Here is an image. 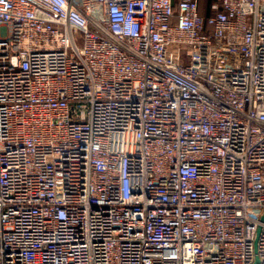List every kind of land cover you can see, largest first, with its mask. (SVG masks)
<instances>
[{"label": "built area", "instance_id": "built-area-1", "mask_svg": "<svg viewBox=\"0 0 264 264\" xmlns=\"http://www.w3.org/2000/svg\"><path fill=\"white\" fill-rule=\"evenodd\" d=\"M209 9L0 0V264H264V0Z\"/></svg>", "mask_w": 264, "mask_h": 264}, {"label": "rangeland", "instance_id": "rangeland-1", "mask_svg": "<svg viewBox=\"0 0 264 264\" xmlns=\"http://www.w3.org/2000/svg\"><path fill=\"white\" fill-rule=\"evenodd\" d=\"M207 4H208V0H203L202 1V9H205V14H207V8H208Z\"/></svg>", "mask_w": 264, "mask_h": 264}, {"label": "trees", "instance_id": "trees-1", "mask_svg": "<svg viewBox=\"0 0 264 264\" xmlns=\"http://www.w3.org/2000/svg\"><path fill=\"white\" fill-rule=\"evenodd\" d=\"M202 1L203 0H201V12H202ZM211 1H213V0H208V8H207V14H209L210 13V9H209V4L211 3ZM206 6V5H205Z\"/></svg>", "mask_w": 264, "mask_h": 264}, {"label": "crops", "instance_id": "crops-1", "mask_svg": "<svg viewBox=\"0 0 264 264\" xmlns=\"http://www.w3.org/2000/svg\"><path fill=\"white\" fill-rule=\"evenodd\" d=\"M202 13L205 14V9H202Z\"/></svg>", "mask_w": 264, "mask_h": 264}, {"label": "water", "instance_id": "water-1", "mask_svg": "<svg viewBox=\"0 0 264 264\" xmlns=\"http://www.w3.org/2000/svg\"><path fill=\"white\" fill-rule=\"evenodd\" d=\"M258 261V260H257Z\"/></svg>", "mask_w": 264, "mask_h": 264}]
</instances>
